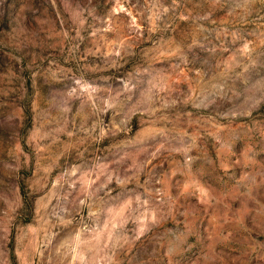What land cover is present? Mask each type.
Masks as SVG:
<instances>
[{
	"label": "rangeland",
	"instance_id": "rangeland-1",
	"mask_svg": "<svg viewBox=\"0 0 264 264\" xmlns=\"http://www.w3.org/2000/svg\"><path fill=\"white\" fill-rule=\"evenodd\" d=\"M0 264H264V0H0Z\"/></svg>",
	"mask_w": 264,
	"mask_h": 264
}]
</instances>
